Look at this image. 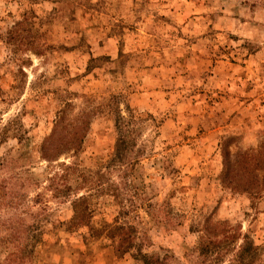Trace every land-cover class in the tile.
<instances>
[{"label": "rangeland", "instance_id": "1", "mask_svg": "<svg viewBox=\"0 0 264 264\" xmlns=\"http://www.w3.org/2000/svg\"><path fill=\"white\" fill-rule=\"evenodd\" d=\"M1 218L0 264H264V0H0Z\"/></svg>", "mask_w": 264, "mask_h": 264}, {"label": "trees", "instance_id": "2", "mask_svg": "<svg viewBox=\"0 0 264 264\" xmlns=\"http://www.w3.org/2000/svg\"><path fill=\"white\" fill-rule=\"evenodd\" d=\"M62 126H61V134L60 135H62V133L63 132H65L66 134H65V138L63 139V138H61V140H60V144L62 145V146H69V147H67L65 150H68V151H75L76 150V148L75 147H72L74 144H75V142L77 141V139H78V137H79V131H78V129L77 128H68V129H66V127L63 125V124H61ZM81 136V135H80ZM61 137V136H60ZM126 144H128V142H125V140L124 139H121L120 141H119V149L117 150V152L115 153V160L118 162V161H120V163L121 162H123V161H126L127 160V157H126V152H124V149L125 148H121L122 146H126ZM49 146H50V144H47V146H45V145H43L42 147H41V152H42V159H44V160H47V161H49L48 159L49 158H52V157H47L48 155V148H49ZM49 151H50V149H49ZM133 166H134V162H127L126 163V165H125V167L126 168H128V167H130L131 169L133 168ZM72 167V166H71ZM71 168L70 167H67L66 166V170H65V172H64V170H63V173H65L64 175H62V179H66V177H68L69 176V170H70ZM126 173H128V172H126ZM124 184H128L127 182H125ZM129 185V184H128ZM15 199V201H16V197L14 198ZM18 201V200H17ZM16 201V202H17ZM79 202H80V200H79ZM14 204V202L12 201L8 206V208L10 209L11 208V206ZM19 205V204H18ZM76 207H77V210L79 209V211H80V207L82 206V204H80V203H77V205H75ZM12 208H16V207H12ZM15 223L16 222H13V221H11V220H3L2 218L0 219V230H5V231H11L12 233H16V231H17V228H16V225H15ZM122 240H124V239H122ZM20 255H21V253L20 252H9L8 254H7V258H8V260H7V263L8 264H10L12 261H17V262H21L23 259H24V257H20ZM23 256V255H22ZM148 259H147V261H146V263L145 264H163L164 262H162V261H160L158 258L157 259H150L149 257H147Z\"/></svg>", "mask_w": 264, "mask_h": 264}]
</instances>
